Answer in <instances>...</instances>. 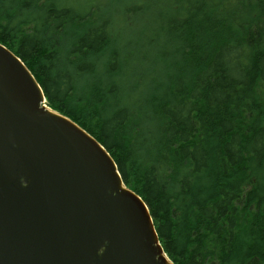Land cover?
Segmentation results:
<instances>
[{"label": "trees", "instance_id": "obj_1", "mask_svg": "<svg viewBox=\"0 0 264 264\" xmlns=\"http://www.w3.org/2000/svg\"><path fill=\"white\" fill-rule=\"evenodd\" d=\"M0 43L175 264H264V0H0Z\"/></svg>", "mask_w": 264, "mask_h": 264}, {"label": "water", "instance_id": "obj_2", "mask_svg": "<svg viewBox=\"0 0 264 264\" xmlns=\"http://www.w3.org/2000/svg\"><path fill=\"white\" fill-rule=\"evenodd\" d=\"M0 264H175L108 150L1 43Z\"/></svg>", "mask_w": 264, "mask_h": 264}]
</instances>
